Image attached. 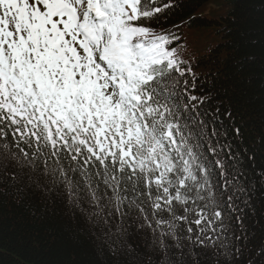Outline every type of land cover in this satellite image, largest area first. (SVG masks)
Here are the masks:
<instances>
[{
	"label": "snow or ice",
	"instance_id": "snow-or-ice-1",
	"mask_svg": "<svg viewBox=\"0 0 264 264\" xmlns=\"http://www.w3.org/2000/svg\"><path fill=\"white\" fill-rule=\"evenodd\" d=\"M179 7L0 0V186L55 196L107 264H264L244 156L191 94L183 22L159 28Z\"/></svg>",
	"mask_w": 264,
	"mask_h": 264
},
{
	"label": "trees",
	"instance_id": "trees-1",
	"mask_svg": "<svg viewBox=\"0 0 264 264\" xmlns=\"http://www.w3.org/2000/svg\"><path fill=\"white\" fill-rule=\"evenodd\" d=\"M204 1L212 10L208 22L197 14ZM178 2L179 8L159 17V28L183 22L180 51L191 68L186 78L198 86L191 94L205 98L200 110L209 113L210 129L214 124L226 131L244 156L253 186L248 223L259 236L264 231V177L259 176L264 171V0ZM235 127L241 129L238 137ZM4 191L0 186V264H107L100 241L55 196Z\"/></svg>",
	"mask_w": 264,
	"mask_h": 264
},
{
	"label": "rangeland",
	"instance_id": "rangeland-1",
	"mask_svg": "<svg viewBox=\"0 0 264 264\" xmlns=\"http://www.w3.org/2000/svg\"><path fill=\"white\" fill-rule=\"evenodd\" d=\"M215 10H218L215 8ZM199 11L204 14L202 15V19L205 21V22H208L211 20V17H210V9H209V5H207L205 2H203V4L201 5Z\"/></svg>",
	"mask_w": 264,
	"mask_h": 264
}]
</instances>
